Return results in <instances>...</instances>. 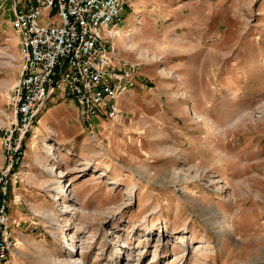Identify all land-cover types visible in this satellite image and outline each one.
I'll return each mask as SVG.
<instances>
[{
	"label": "rangeland",
	"instance_id": "374dc122",
	"mask_svg": "<svg viewBox=\"0 0 264 264\" xmlns=\"http://www.w3.org/2000/svg\"><path fill=\"white\" fill-rule=\"evenodd\" d=\"M11 17L1 0L0 173L23 68ZM118 30L136 88L95 139L74 100L47 102L0 264H264V0H129Z\"/></svg>",
	"mask_w": 264,
	"mask_h": 264
},
{
	"label": "built area",
	"instance_id": "2783aa9c",
	"mask_svg": "<svg viewBox=\"0 0 264 264\" xmlns=\"http://www.w3.org/2000/svg\"><path fill=\"white\" fill-rule=\"evenodd\" d=\"M5 1L11 2L10 23L19 36L23 68L6 94L18 119L15 129H7L1 138L6 168L0 173V261L13 245L11 205L23 204L25 140L47 102L74 100L95 139L100 120L119 117L120 99L136 88L139 67L118 61L115 54L129 0ZM46 12L56 13L62 24L43 25Z\"/></svg>",
	"mask_w": 264,
	"mask_h": 264
},
{
	"label": "bare ground",
	"instance_id": "6f19581e",
	"mask_svg": "<svg viewBox=\"0 0 264 264\" xmlns=\"http://www.w3.org/2000/svg\"><path fill=\"white\" fill-rule=\"evenodd\" d=\"M239 91H241V89L239 90ZM238 94H240V93H238ZM235 109L237 110V112H242V111H244V108H242L241 106H235ZM46 145V148L47 149H51L52 151L50 152L51 153V155L52 156H54V147H53V145L52 144H45ZM38 154V153H37ZM56 157V156H55ZM178 178H179V176H178ZM183 179V178H182ZM187 179V178H186ZM64 188H65V186H63V187H61V188H57V193H58V195H60V198H58L59 200L60 199H62V197L63 196H65L67 193H68V191H69V188L70 187H68L67 188V190H66V194L64 193ZM208 210V209H207ZM210 210V209H209ZM208 210V211H209ZM206 211V210H205ZM213 213H209V218H208V222H213L212 221V219H211V215H212ZM207 216H208V214H207ZM218 223V222H217ZM163 228H166L165 227V225H161ZM228 216L227 215H225L224 216V218H223V221L222 222H220V227H219V230H221V231H224V233L223 234H221V237H224V238H230V236H231V233H230V231H229V228H228ZM153 227V226H152ZM120 253V252H119Z\"/></svg>",
	"mask_w": 264,
	"mask_h": 264
},
{
	"label": "crops",
	"instance_id": "0c3cea01",
	"mask_svg": "<svg viewBox=\"0 0 264 264\" xmlns=\"http://www.w3.org/2000/svg\"><path fill=\"white\" fill-rule=\"evenodd\" d=\"M124 97H126V96H124ZM123 99V98H122ZM120 100V106L122 105V101L123 100ZM64 101H69V100H64ZM66 104H67V102H63L62 104H59L61 107L60 108H64V107H66ZM76 105H74V107H76V109H77V112H80V110H79V107L77 106V103H75ZM122 107V106H121ZM57 108L58 107H56V109H54V110H51L50 111V113H53V112H59V110H57ZM64 111H65V109H64ZM64 113H67V112H64ZM51 114H48L45 118V120H47V118H49V117H51L50 116ZM42 119H44V118H42ZM24 188L21 186V193H22V196H23V206L25 205V197H24ZM22 205H20L21 207H23ZM19 205H14L13 203H12V205H11V211H10V217H11V219L13 220V216H12V209L14 210V209H18V207H20Z\"/></svg>",
	"mask_w": 264,
	"mask_h": 264
}]
</instances>
